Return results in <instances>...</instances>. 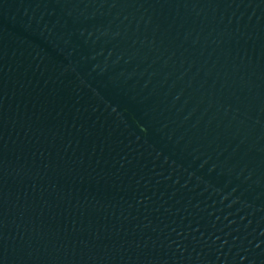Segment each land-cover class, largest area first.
Masks as SVG:
<instances>
[{"label":"water","instance_id":"obj_1","mask_svg":"<svg viewBox=\"0 0 264 264\" xmlns=\"http://www.w3.org/2000/svg\"><path fill=\"white\" fill-rule=\"evenodd\" d=\"M0 264H264V0H0Z\"/></svg>","mask_w":264,"mask_h":264}]
</instances>
